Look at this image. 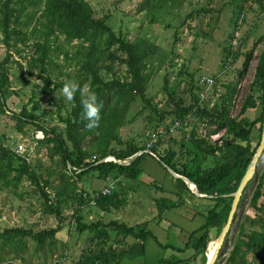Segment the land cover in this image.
<instances>
[{"label":"trees","instance_id":"trees-1","mask_svg":"<svg viewBox=\"0 0 264 264\" xmlns=\"http://www.w3.org/2000/svg\"><path fill=\"white\" fill-rule=\"evenodd\" d=\"M37 1L0 0V32L6 49L5 57L0 62V114L9 111L6 105V96L10 93L9 62L12 60L13 53L20 56L19 44L25 45L29 41L28 34L23 33L17 25L28 7ZM42 1L41 18L44 22L42 21L41 24L45 31H43L44 39L42 43H34L37 56L30 57L28 61L30 68L39 65L37 78L42 82L40 85L41 94L43 97H49V104L57 107L59 113V101L52 95L54 91L62 89L65 81H55L51 78V72L59 68V65L50 57L51 53L54 52L51 43L52 40L56 41L60 38H63L62 40L68 44L75 41L80 43L82 51L76 52L78 54L76 61L79 64V71L82 73L78 74L77 78L80 79L79 84L82 87L89 78V90L97 95L98 102L103 103L100 113V126L90 131L85 128L87 121L82 119L83 109L81 105L84 97L80 93H77L69 115L65 118L58 115L56 125L51 126L46 115L40 112L37 94L33 92L29 100V110L23 106L17 114L11 112L12 118L15 119L16 129L22 131L25 126H33L36 131L39 130L43 133V138L36 141L39 145H47L51 159L53 160L55 157L57 163L62 166L64 170L61 175L62 180L74 177L77 181H81L83 177L92 173H97L98 178L102 180L117 181L116 184L121 183V176L136 180L140 172L141 162L146 156H149L155 158L162 167L165 164L176 174L189 179L196 185L201 194L216 196L205 198L209 199L212 205L206 211L204 223L191 232L186 245L179 248L162 245L150 231L128 226L116 220L108 223L102 221L83 223L79 210L84 200L89 205L94 201V206L103 212L119 209L124 200L116 199L117 196L113 195L114 189L109 195H102V189L94 191L92 195L81 192L77 195L79 201H77L78 207L74 219L75 229L79 234L88 232V241L75 264H122V259L127 254L126 237L140 240L143 243L147 238H151L161 249L176 253L185 254L188 250L191 251L190 257H159L152 262L153 264H193L194 262H196L194 264H206L207 243L215 239L208 246L211 248L215 244L231 210L233 197L228 195L237 190L259 145V142L255 144L252 142L251 136L256 125H259L261 135L264 118V51L258 57L250 91L236 115L232 116L231 113L239 80L223 83L221 86L223 91L220 92L221 94L215 99L213 105L209 107L214 94L217 92L215 85L218 82V76L213 77L214 80L212 79L211 93H205L201 99L203 84L198 82L200 78H195V74L189 75L198 82L196 85L190 84L186 90L189 101L187 103L181 99L175 101L171 97L174 108L169 111H159L157 106L153 105L146 96V79L148 77L146 70L151 64V59L159 52L157 45L140 37L128 41L120 30L117 34L108 26V17L97 18L94 10L85 0ZM231 1L235 3L252 1L264 14V0ZM152 8L161 9L162 7L160 3L155 4L152 1L148 9ZM240 9L241 5L239 6ZM203 12L201 9L192 11L186 18H192L194 15ZM232 37V35L229 36L230 39ZM176 40L177 34L173 43ZM245 42L246 39H240V46L233 53V62L240 58L241 46H244ZM225 43L227 45L223 47V52H228L229 42ZM251 54L252 51L243 53L244 60L242 68L238 72L239 79L242 78L247 68ZM227 58L224 56L221 60V66L225 64ZM65 60L72 59L65 55ZM116 62L125 67V77L123 79L114 77L110 81H105L100 73L101 65L108 63L109 65H105L106 71H111L110 65ZM14 63L22 69L18 61H14ZM167 82L168 79L165 76L163 86L166 91H168ZM173 94L171 92L169 95L173 96ZM135 101H140L144 109L156 115L158 123L163 126L162 131L156 133L157 140L149 149L145 144L139 145L136 140H129L124 147L117 148V144L120 145L117 130L122 124V115ZM257 106L261 107L259 117L255 120L248 119L245 116L246 112L255 109ZM196 123L204 126L206 130L204 136L198 134ZM186 126L191 128L187 139L186 135L181 133L183 127ZM221 131H224V135L221 139V145L218 146L217 143L211 141V136ZM173 132L180 133L179 141L172 135ZM94 133L96 134L93 135ZM91 135L94 136V139L96 138L98 155H91L88 148L84 147L85 139ZM150 139L151 137L148 140L150 141ZM111 142H114L116 146L111 145ZM145 150L148 152H143L131 159L136 153ZM13 157L20 161L16 168L13 167ZM107 157H114L120 164L114 161L99 162ZM121 163L129 164L123 166ZM35 167L27 163L26 159L16 155L14 150L0 138V177L4 178L9 172L14 171L16 175L12 182L17 183L23 176H26L27 180L35 186V192H38L43 201L44 214L56 215L61 218L60 206H62L63 201H66L67 197L69 199L76 198V196L70 195V193H75V183L70 181L68 185H65L66 187L58 186L56 189L50 186L48 179L39 175ZM250 182L243 191L238 207ZM175 183L181 191V193H175L178 196L177 200L160 198L155 201L159 217L167 210L184 205L183 193L187 192L191 196H195L193 191L198 193L196 187L192 186L193 191H191L181 179L176 178ZM263 187L264 166L256 175V185L249 201V206L258 215L254 218L245 216L237 224V234L225 259L226 264H264V203H259L263 196ZM47 188L54 191L55 203H53ZM65 189L66 191H64ZM67 189L69 190L67 191ZM60 226L61 224L58 227L33 231L21 227L2 228L0 225V240L6 245L15 243L25 247L22 239L29 238L35 242L36 249L41 251L45 245L53 246ZM227 240L228 238L225 240V248H227ZM53 264L59 263L54 262ZM144 264H150V262H144Z\"/></svg>","mask_w":264,"mask_h":264},{"label":"rangeland","instance_id":"rangeland-1","mask_svg":"<svg viewBox=\"0 0 264 264\" xmlns=\"http://www.w3.org/2000/svg\"><path fill=\"white\" fill-rule=\"evenodd\" d=\"M85 1L94 10L97 18L108 17V26L117 34L120 30L128 41L140 37L158 46L159 52L151 59V64L146 70L148 74L146 96L153 105L157 106L159 111H169L174 108L171 97L175 101L181 99L187 103L189 97L186 90L190 84L196 85L198 82L203 84V79L214 80L213 77L218 76V82L215 85L217 92L214 94L209 107L213 105L215 99L223 91L221 87L223 83L239 80L231 115L234 116L238 113L254 80L258 57L264 51V14L259 11V8L252 1L245 3H235L231 0ZM152 1L155 4L160 3L162 8L148 9ZM240 5L241 9L239 10ZM199 9L204 12L194 15L192 18H186L189 13ZM42 12L43 1L38 0L28 7L17 25L23 33L28 34L29 41L25 45L19 44L20 56L13 53L12 60L9 62L10 93L6 96V105L9 111L0 114V138L13 150L18 149L21 145L24 152L21 154L15 152L16 155L26 159L32 167L36 166L39 175L48 179L51 187L58 189V186L63 187L68 185V182L73 181L76 189L75 193H70V195L76 196V198L69 199L67 197L66 201H63L62 206H60L61 218L56 215L44 214L43 201L38 192H35V186L27 180L26 176H23L17 183L12 182L13 177L16 175L14 171L9 172L4 178L0 177V225L2 228L21 227L39 231L58 227L61 224L53 241V246L45 245L41 251L36 249L35 242L29 238L22 239L25 247L18 246L15 243L6 245L0 240V264H53L54 262L75 264L88 241V232L79 234L75 229L74 219L78 207L77 201H79L77 195L81 192L92 195L94 191L103 189L110 181V179L109 181L99 179L97 173L85 176L81 181H77L74 177L62 180L61 175L64 171L62 166L57 163L55 157L53 160L51 159L47 145H39L33 138L36 129L33 126H25L22 131H18L15 127V119L12 118L11 112L17 114L23 106L29 110V100L33 92L37 94L40 112L46 115L51 126L56 125L58 115L63 118L67 117L73 107V102H68L63 97L61 90H56L52 97L59 101L60 111L58 113L57 107L49 104V97H43L41 94L40 85H42V82L37 78L39 65L34 68H30L28 65L29 58L37 56L34 43H42L44 39L43 33L45 31L41 24L42 21L44 22L41 18ZM174 34H177L175 43H173ZM230 35L233 36L231 39L229 38ZM243 38L246 39V42L244 46H241L240 58L233 62V53L240 46V39ZM62 39L52 40L51 43L54 50L50 56L51 60L59 65V68L51 72V78L55 81H76L79 83L80 79L77 76L82 72L79 71V64L76 61L78 54L76 52L78 50L82 51V47L76 41L68 44ZM227 41L229 42L228 52H223V47L227 45L225 43ZM5 51L3 36L0 32V62L5 57ZM249 51H252L251 58L242 78L239 79L238 72L242 68L243 53ZM65 55H68L72 60L66 61ZM163 55L164 57H161ZM224 56L228 58L225 59V64L221 66V60ZM14 61H18L22 69ZM105 65L109 64H102V70L100 71L105 81H110L114 77L120 79L125 77L126 69L119 62L110 65L111 71H106ZM191 74H195V78H200V81H194L189 76ZM165 76L168 79V91L164 90L163 86ZM89 81L88 78L83 86L87 85L89 88ZM211 89L212 87L203 84L201 94H209ZM171 92L174 93L173 96L169 95ZM260 113L261 107L257 106L255 109L248 110L245 116L250 120H255ZM196 125H198V134L204 136L206 133L204 126L200 123H196ZM60 126L63 125L60 124ZM162 127L158 123L156 115L144 109L140 101H135L122 115V124L117 130L120 145L117 142V146L114 142H111V145L122 148L127 141L136 140L139 145L145 144L147 146L150 142L149 137L153 134L156 135L157 132L161 133ZM190 130V126L183 127V130H181V133L186 135V139L189 137ZM93 135L85 139L84 147L88 148L91 155H98L96 138L94 139ZM172 135L179 141V132H173ZM223 135L224 131H221L211 136V141L220 146ZM260 137L259 125H256V128L252 131V142L254 144L260 142ZM12 161L15 168L20 164V161L15 157L12 158ZM108 161H112V159L107 158L106 162ZM263 166L264 150L258 161L256 173L251 179L239 207H237L229 231L226 234L225 240L228 238L227 248L224 247L226 243L224 240L215 264H226L225 259L237 234V224L245 216L254 218L258 215L249 206V201L256 185V175ZM191 167L193 168V166ZM139 169L140 172L136 180L121 176V183L114 184L113 195L117 196L116 199L124 200L119 209L103 212L84 200L79 210L81 211L79 215L82 216V222L102 221L108 223L116 220L128 226L150 231L162 245L183 248L190 235L185 229H195L202 222L204 223V216L208 208L211 207L212 202L209 199L191 196L185 192L182 196L186 195L187 198H190L189 209L194 210L197 214L194 220L183 221L182 225H178L180 221L177 218L180 216L179 212L184 216V208L188 206V201H184L185 204L181 209H176L178 211H174L173 214L165 212L159 217L155 201L160 198L177 200L178 196L175 193H181L175 183L176 178L167 172L155 158L149 156H146L141 162ZM47 191L50 192L51 199L55 203L54 191L51 188H47ZM191 191L193 190L191 189ZM259 203H264V187L263 196L260 198ZM192 216L189 218H192ZM174 221H178V223L175 224ZM176 228L181 231L178 232ZM133 241H135L133 238L126 237L127 252ZM214 241L215 239L210 241L209 245ZM142 248L143 258L140 259L139 264H144V262L153 264L152 262L159 257L186 258L191 256L190 250L185 254L163 250L151 238H147L141 245ZM125 262L131 264L126 260Z\"/></svg>","mask_w":264,"mask_h":264},{"label":"water","instance_id":"water-1","mask_svg":"<svg viewBox=\"0 0 264 264\" xmlns=\"http://www.w3.org/2000/svg\"><path fill=\"white\" fill-rule=\"evenodd\" d=\"M263 150H264V118H263V124H262V131H261V137H260V142H259V145L255 151V154L253 156V159L252 161L250 162L246 172H245V175L242 177L240 183H239V186L237 188V190L232 193V194H229L228 196H232L233 197V200H232V205H231V210L229 212V216H228V219H227V222L225 224V226L223 227L220 235L218 236V238L216 239L217 242H218V248H217V251H216V254H215V257L210 261V259H208L206 261V264H215L216 260H217V257H218V253H219V250L225 240V237H226V234L228 233L229 231V228H230V225L232 223V220H233V216L237 210V207H238V204L240 202V199L242 197V194H243V191L246 187V185L251 181V179L254 177L255 173H256V167H257V164H258V161L263 153ZM143 152H147V151H140L138 153H136L134 156L131 157V159H134L136 158L137 156L141 155ZM112 159V161L116 162V163H119L120 162L118 160H116L114 157H109ZM107 160H101L100 162H106ZM99 163V162H98ZM129 163H121V165L123 166H126L128 165ZM163 167L167 170V172H169L173 177L177 178V179H181L186 185H188L189 189L190 185L196 187V185L194 183H192L189 179L183 177V176H180L178 174H176L170 167H168L167 165L163 164ZM197 188V187H196ZM198 190V188H197ZM194 195L197 196V197H201V198H214L216 197L215 195H205V194H201V192L198 190V194L195 193L193 191ZM210 242V241H209ZM208 242V243H209ZM208 243H207V246H206V250H207V247H208Z\"/></svg>","mask_w":264,"mask_h":264},{"label":"clouds","instance_id":"clouds-1","mask_svg":"<svg viewBox=\"0 0 264 264\" xmlns=\"http://www.w3.org/2000/svg\"><path fill=\"white\" fill-rule=\"evenodd\" d=\"M63 97L68 102H73L77 93H80L85 98L81 101L83 109V117L85 123V128L87 130H92L100 126L101 120V110L103 108V103L98 102V97L94 92H91L87 85L83 87L76 81H67L63 84L61 89Z\"/></svg>","mask_w":264,"mask_h":264},{"label":"crops","instance_id":"crops-1","mask_svg":"<svg viewBox=\"0 0 264 264\" xmlns=\"http://www.w3.org/2000/svg\"><path fill=\"white\" fill-rule=\"evenodd\" d=\"M178 193V192H177ZM184 194V193H183ZM184 197V199H186V200H184V201H188V206H186L185 208H184V211H185V214H184V216H182L181 215V213L179 212V214H180V216L179 217H177L178 218V220H180L179 221V223H178V221H174V223L175 224H177L178 223V225H182V222L183 221H187V220H194L195 218H196V213H195V211L194 210H190L189 209V201H190V198H187V196L185 195V196H183ZM197 197V196H196ZM198 198H201V197H198ZM184 204H185V202H184ZM183 206V205H182ZM182 206H180V207H178V208H175V209H172V211H165V212H169L170 214H173V212L174 211H178V210H176V209H181V207ZM165 212H163L162 213V215L163 214H165ZM191 215H193L192 216V218H189ZM182 216V217H181ZM173 224V223H172ZM203 224V222L198 226V227H196L195 229H191V230H188V229H185V230H187L189 233H191V232H193L194 230H196V229H198L201 225ZM179 227H181V229H184L182 226H179ZM177 229V231L178 232H180L181 230L179 229V228H176ZM135 241H133V243H131L130 244V248H129V250H128V252H127V254H126V256L123 258L124 260H123V264H127L126 262H125V260L128 262V263H131V264H139L140 263V259H142L143 257H142V254H141V252L143 253V248L141 249V245L143 244H141L140 242H142V241H140V240H136V239H134ZM134 256H137V257H134ZM139 258V260L137 261V259ZM144 262V261H143Z\"/></svg>","mask_w":264,"mask_h":264},{"label":"built area","instance_id":"built-area-1","mask_svg":"<svg viewBox=\"0 0 264 264\" xmlns=\"http://www.w3.org/2000/svg\"><path fill=\"white\" fill-rule=\"evenodd\" d=\"M202 83L205 84V85H208V87H209L212 84V80L205 78V79L202 80ZM201 95L203 96V94H201ZM33 138L35 140H41L43 138V133L41 131H39V130L38 131H35ZM156 140H157V135H154L153 134L151 136L150 142L148 143L147 147L150 148L156 142ZM14 152H16L17 154L18 153L21 154L24 151H23L22 146L19 145L18 149H15ZM151 155L154 156L152 153H151ZM107 158H109V157H107ZM107 158H105L103 160L105 161V160H107ZM116 182L117 181H109V183L101 190V194L102 195H109L111 193V191L113 190V186H114V184H116ZM91 205H94V201L91 202Z\"/></svg>","mask_w":264,"mask_h":264},{"label":"bare ground","instance_id":"bare-ground-1","mask_svg":"<svg viewBox=\"0 0 264 264\" xmlns=\"http://www.w3.org/2000/svg\"><path fill=\"white\" fill-rule=\"evenodd\" d=\"M189 186H190V188L192 187V185H190V184H189ZM209 246L207 247V250H206V257H207V260L210 259V261H211L215 257V254H216V251H217V248H218V242H217V240H216L215 244L210 249H209Z\"/></svg>","mask_w":264,"mask_h":264}]
</instances>
